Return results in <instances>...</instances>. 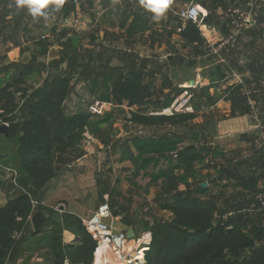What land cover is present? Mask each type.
I'll return each mask as SVG.
<instances>
[{
    "label": "crops",
    "instance_id": "crops-1",
    "mask_svg": "<svg viewBox=\"0 0 264 264\" xmlns=\"http://www.w3.org/2000/svg\"><path fill=\"white\" fill-rule=\"evenodd\" d=\"M189 2L203 5L199 0H171V8L159 22L152 20L138 0H65L62 10L50 12L47 20L33 19L24 11L15 9L6 15L4 3H0V88L12 74L1 70L4 66L28 67L35 57L36 62L30 67L32 74L26 80L33 83L32 89L47 77L71 76L72 87L65 102L68 113L86 111V105L92 99L114 103L104 115L88 118V125L76 148L78 152H73L74 156H67V160L57 165L55 177L41 191L37 203L44 209H50L51 213L37 212L46 218L57 213L59 223L63 215H73L82 220L97 214L108 230L125 235L131 249L138 238L149 233L147 227L172 219L170 212L159 205L170 197L164 191L163 173L175 166L176 153L180 149L195 146L204 150L190 173L182 168L174 170L176 176L183 177L190 185L187 188L181 183L178 191H191L201 201L216 195L221 185L228 184L225 179L220 185L213 182L219 176L220 168L232 166L228 153H233L234 158L239 156L242 161L248 160L253 151L264 153V146L259 145L261 127L264 126V87L256 96V115H252L242 103L233 104L220 97L225 88L223 84L218 88L210 86L203 75V70L208 69L203 65L209 61L195 62L193 67H176L178 73L181 70L187 74L189 70L192 77L185 84H177L173 70L166 68L173 55L177 54L187 62L194 51L173 32L180 25V20L170 12ZM6 9L10 8L7 6ZM217 11L219 13L220 8ZM212 24L219 29L220 25ZM251 32L254 31L245 32L238 42L248 41ZM40 41L47 44L43 55H39ZM104 49H107L108 56ZM87 53L91 55L93 64L86 70L83 58ZM61 54L77 59L76 65L72 67L68 62L71 58L58 62ZM261 58L264 60V54ZM233 60L250 66L249 71L260 68L249 57ZM159 61H162V68H158ZM136 65L145 68V84H151L149 93H153L152 97L145 99L141 106L115 103L109 94L113 77L118 72L128 73ZM150 74L154 78H150ZM34 77L37 79L35 83ZM191 81L197 91L208 88L209 95L214 96L212 105L200 104L197 110H194L192 101L193 112L187 113L195 114L193 120L178 125H135L129 121L133 113L157 116L155 113L168 109ZM170 99V104L163 108L164 101ZM195 103L197 105L194 100ZM213 121L215 136L208 131ZM244 136H253L254 149H250L243 140ZM5 138L0 134V147L8 142ZM163 139L168 148L163 151L160 147L158 150L157 144L161 145ZM9 152H0V155L9 157ZM218 152L227 154L216 156ZM8 177V173L0 169V207L10 194L18 191L8 183ZM202 183L207 186L202 188ZM198 188L207 190L197 193ZM103 211L107 214L102 215ZM31 216L29 228L14 234L16 243L4 264H48L45 260L46 232L33 234ZM49 222L43 229L50 227ZM75 239L77 236L73 230H63L65 244H71Z\"/></svg>",
    "mask_w": 264,
    "mask_h": 264
},
{
    "label": "trees",
    "instance_id": "trees-1",
    "mask_svg": "<svg viewBox=\"0 0 264 264\" xmlns=\"http://www.w3.org/2000/svg\"><path fill=\"white\" fill-rule=\"evenodd\" d=\"M228 1L199 0L210 11L209 22H215L217 25L221 24V14ZM0 3H4L6 15L13 13V9H6L10 0H0ZM219 8L221 11L218 13ZM260 16L261 21L264 9ZM259 26L258 20L255 30ZM260 28L262 27H259V30ZM255 30H252L254 31L251 32L252 35ZM258 35L255 34V37ZM177 36L185 45L191 46L194 52H201L203 42L195 24L187 22ZM38 46L39 55H43L47 44L40 41ZM65 58L72 59L70 55L68 57V54H63L58 62ZM83 59L90 65L93 64L89 53ZM35 62L36 58L32 57L31 65L28 67L19 68L13 64L1 69L6 74L9 72L12 74L0 88V125L5 123L8 125V136L5 139L14 141L15 147L12 156L10 153V157L3 158L0 155V162L3 166L17 171V184L23 191H14L0 207V264L5 263L16 243L14 234L29 228L31 214L40 210L51 213L50 209H44L40 205L33 208L32 204L38 202L42 189L55 177L57 165L67 160V156H74L73 152H78L76 148L90 117L86 111L75 114L66 111L65 102L72 87V78L68 74L47 77L36 89H28L26 80L30 78L33 71L30 67H33ZM186 63L193 67L195 62L190 60ZM144 69L141 65H136L128 73L118 72L113 77L109 94L115 103L126 102L129 106H141L145 99L152 97L153 93H149L151 84H145L147 75ZM262 71L264 72L263 66H260L257 72H252L253 76L256 79L262 78ZM213 72L218 75L219 80L225 76L223 66H214ZM152 77L150 74V78ZM224 91L227 99L233 104L242 103L245 109L249 110L240 97V87H228ZM193 92L194 110H197L200 104L204 106L213 104L214 96L209 95L208 88H201L198 91L195 89ZM194 100L197 101V105L194 104ZM170 102L171 99L164 101L162 107H167ZM23 103H27V107L22 108ZM194 117L195 114L191 113H173L167 116L133 113L129 121L135 125H178L185 124ZM243 138L250 145V149H254L253 136ZM174 143L177 144L175 141ZM157 145L158 150L160 147L163 151L168 148L164 139L161 145ZM203 152L204 150L195 146L180 149L176 153L175 166L163 173L164 191L170 197L160 203L159 207L170 212L172 219L169 222L154 223L146 228L151 234V242L145 255L147 264H264V217L257 212L256 200L251 202L252 205L249 203L238 206L220 215L217 206V200L223 199L229 188L234 189L235 193L257 192L260 171L264 168V153L253 151V155L248 160L241 161L242 163L239 162V156L234 158L233 153H228L229 164H232V167L243 163L246 167L249 163L248 169L251 173L240 178L233 186L221 185L215 197L209 196L207 200L201 201L191 191H178L179 184L182 183L187 188L190 185L183 177L176 176L174 170L182 168L186 173H190L195 163L202 158ZM226 154L218 152L216 156ZM212 157L214 158V154ZM230 166L218 170L221 180L216 178L214 185L221 184ZM206 190L198 188L197 193H204ZM49 223L48 229H43L45 226L43 225L33 233L38 235L46 232L45 260L48 264H65V261L68 264H92L97 242L86 231L79 218L63 215L61 223L52 221ZM208 223H212L210 229L197 231ZM65 229L73 230L77 236L71 244L63 242Z\"/></svg>",
    "mask_w": 264,
    "mask_h": 264
},
{
    "label": "built area",
    "instance_id": "built-area-1",
    "mask_svg": "<svg viewBox=\"0 0 264 264\" xmlns=\"http://www.w3.org/2000/svg\"><path fill=\"white\" fill-rule=\"evenodd\" d=\"M262 9H264V0H229L226 8L223 9L219 29L209 22L210 11L206 6L189 2L175 12L170 11L180 20V25L173 30L176 35L185 28L187 22H191L195 24L202 38L201 52L192 51L190 60L209 61L213 62L214 66H223L225 76L221 81L222 84L225 89L240 87V97L243 98L252 115H256L255 98L264 87V78L256 79L253 75H243L230 67L227 63V53L245 32L254 30L258 26V17ZM195 88L196 85H188L168 109L155 114L172 115L177 112H193L192 101ZM113 106L112 101L92 99L86 105V112L90 116H100ZM259 145L264 146V126L261 127ZM0 169L8 173V183L17 190L23 191L17 184L18 174L15 169L5 167L1 162ZM256 203L257 212L264 217V190L260 189L256 196ZM37 205H39L37 202H33L32 207L35 208ZM101 214L107 213L103 211ZM81 221L86 231L97 242L92 264H147L145 253L151 242L150 232L138 238L135 241V247L130 249L125 235L108 230L97 214ZM65 264H68L67 261Z\"/></svg>",
    "mask_w": 264,
    "mask_h": 264
},
{
    "label": "rangeland",
    "instance_id": "rangeland-1",
    "mask_svg": "<svg viewBox=\"0 0 264 264\" xmlns=\"http://www.w3.org/2000/svg\"><path fill=\"white\" fill-rule=\"evenodd\" d=\"M10 2H11V0H10ZM260 14H259L258 20H259V25H260L259 27H262V28H260L261 30H259V27H258V29L255 30L256 32L254 33V35H252L251 33H249V35H248V38H249L248 41L250 39H251V41H252V39H254L253 42L251 44H249L248 41L243 42V41L239 40V42L237 41L235 46L232 47L227 53V63L229 64V66L234 68V69H237L243 75H253L252 72H255V71L257 72V70L249 71L251 69V67L250 68L247 67L244 63H241V61L237 62L236 60H233V58L239 60L240 57H249L253 60V62L255 60V61H257L258 64L260 63V66L261 67L263 66V69H264V60L261 61V59H262L261 57L264 54V19H263L264 17L262 18L263 20L261 19V21H260V18H261ZM255 34H259V35L257 37H255ZM109 39H110V37H109ZM255 39H257V40H255ZM119 47H122V45H119ZM104 51H105V54L108 56L107 49H104ZM120 52H122V51H120ZM176 53H177V51H176ZM163 55H165V51H164ZM73 57H75V56H73ZM105 58L106 57H104L103 59H105ZM259 59H260V61H259ZM76 61H77V59H75V58L74 59L72 58L71 61L68 60V62L72 63V67L76 65ZM161 62L162 61H159V64H158L159 67L158 68H162ZM168 63H169V65L166 68L173 70V79L177 84L178 83H180V84L184 83L185 84L186 81L192 77L191 74L189 73V70H188L187 74L182 73L181 70L179 73L176 71V69H175L176 67H180V68H183L185 66L188 67L186 61H184L182 59L180 60V57L177 54L173 55L170 58V60L168 61ZM209 63H207V65H203V66H208V69L203 70V75H205L204 78L207 81H209V84L212 88H218V86L219 87L221 86L222 80H219L218 75L213 72L214 63L213 62H209ZM83 67L91 69L92 65H90L88 62H84ZM258 69H260V68H258ZM261 76H262V78H264L263 73ZM82 77L84 78V76H82ZM34 78H35L34 79V83H35L37 81V79H36V77H34ZM152 78H154V76ZM26 87L28 89L29 88L32 89L33 83L32 82H30V83L26 82ZM224 90H225V88H223V92L221 93L220 97L228 100L227 99L228 96H227V94L224 93L225 92ZM258 96H259V94H258ZM255 102H256V98H255ZM255 107H256V105H255ZM14 147H15L14 141L4 142L3 145H1V147H0L1 148L0 152H3V154H5L6 152L10 151L9 153L12 156V152L14 150ZM241 161L242 160H239L240 163H242ZM240 163H238V164H240ZM248 167H249V163H247L246 167H245L244 163L239 165V166H236V165L233 167L231 166L229 168L228 172L225 173L224 179L226 180V182L230 186H233V184L235 182L239 181L240 178L246 177L247 174L251 173L250 170L248 169ZM260 174H261V178L258 181L257 192L250 193V192L239 191V192L235 193L234 189L229 190L230 189L229 188L227 190L225 197L223 199L217 200L218 215L226 213L227 211H231L232 209H234L235 207H238V206H245V205H248L249 203H250V205H252L251 202H253V200H256V196L259 193L260 189L264 190V170L260 171ZM213 196L215 197V194H213Z\"/></svg>",
    "mask_w": 264,
    "mask_h": 264
},
{
    "label": "clouds",
    "instance_id": "clouds-1",
    "mask_svg": "<svg viewBox=\"0 0 264 264\" xmlns=\"http://www.w3.org/2000/svg\"><path fill=\"white\" fill-rule=\"evenodd\" d=\"M139 5L151 15L155 22L164 19L171 6V0H138ZM65 0H11L10 9L24 11L33 19H48L50 12H60Z\"/></svg>",
    "mask_w": 264,
    "mask_h": 264
},
{
    "label": "water",
    "instance_id": "water-1",
    "mask_svg": "<svg viewBox=\"0 0 264 264\" xmlns=\"http://www.w3.org/2000/svg\"><path fill=\"white\" fill-rule=\"evenodd\" d=\"M190 85H193V81L190 82ZM27 105H28L27 103H23L22 108L27 107ZM208 131L212 136H215L216 127H215L214 121L209 124ZM0 134L5 136V137L8 136V125L7 124H1L0 125ZM217 179L221 180V176H218ZM215 181H216V179L213 180V182H215ZM206 186H207L206 183L201 184L202 188H205ZM59 210H61V209H59ZM47 220H50V221L55 222V223L60 222L59 215L57 213L52 214L50 218H46L41 212H36L31 216L30 224H31L33 230L36 231L37 229H39L40 227L45 225ZM211 227H212V223H208L205 226L198 229L197 231H199V232L206 231V230L210 229ZM129 232H130V236H131V231H129Z\"/></svg>",
    "mask_w": 264,
    "mask_h": 264
}]
</instances>
